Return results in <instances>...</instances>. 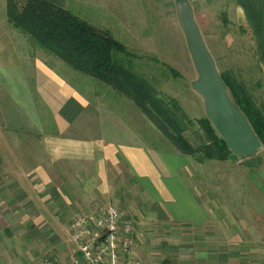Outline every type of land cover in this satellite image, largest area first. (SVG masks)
<instances>
[{
	"label": "rangeland",
	"instance_id": "1",
	"mask_svg": "<svg viewBox=\"0 0 264 264\" xmlns=\"http://www.w3.org/2000/svg\"><path fill=\"white\" fill-rule=\"evenodd\" d=\"M176 1L69 0L67 8L96 27L106 29L121 42L133 73L148 83L149 96L145 98L148 102L144 108H150L149 116L133 100L130 104L138 108H110L113 115L124 121L131 132H138L146 142L170 151L178 150L157 123L162 122L172 132L178 129L180 136L193 147L201 146L208 139L201 124V120L206 119L203 99L191 86L196 72L177 22ZM185 1L218 73L226 72L232 77L258 106L264 119L259 65L249 32L233 16L234 0ZM43 51L49 57L47 65L60 70L69 83L71 81L86 91L97 90L105 94V90H112L124 94L87 75L79 76L78 80L77 76L68 74L66 64H55L54 54ZM116 56L123 58L121 54ZM8 83L13 85L0 80L1 148L5 151L0 160V204L11 201L12 196L18 197L19 193L15 191L23 184L26 170H40L42 164L48 179L53 182L52 173L58 169L66 173L59 185L73 196L72 187L80 185L69 167L52 162L48 167L41 160L38 141L42 131L48 130L38 129L41 111L37 109L40 108L37 97H9L6 93ZM209 126L216 136L210 123ZM186 156L182 167L193 170V174L181 192L167 183L172 200L155 197L157 206L155 203L153 207L156 209L141 208L136 201L131 202L132 209L117 207L131 222L133 256L150 264H264V144L259 151L244 158L229 150L226 155L213 150L212 157L201 162ZM86 171L87 168L82 169L81 173ZM83 177L86 183H82L81 188L85 191L89 185L97 186L94 180L89 181V174H83ZM36 179L40 183L43 177ZM190 195L196 199L191 201ZM105 203L124 204L91 201L78 211L93 210ZM8 206V203L1 206L0 214L8 211ZM16 206L17 202L10 208ZM161 211L166 218L157 217ZM74 215L60 219L63 226L59 236L51 234L49 238L30 240V244H24L18 237L24 233L23 228L19 230L16 223L10 225L13 234L0 232V264H36L43 253L51 254L59 263L64 262L71 247L64 229L68 230ZM5 217L8 220L14 218ZM25 248H31V251L24 261Z\"/></svg>",
	"mask_w": 264,
	"mask_h": 264
},
{
	"label": "crops",
	"instance_id": "2",
	"mask_svg": "<svg viewBox=\"0 0 264 264\" xmlns=\"http://www.w3.org/2000/svg\"><path fill=\"white\" fill-rule=\"evenodd\" d=\"M47 1L68 8L69 0ZM233 16L249 32L264 91V0H234ZM48 58L31 37L8 21L6 0H0V80L13 83H8L6 88L9 97H37L40 106L37 109L41 111L38 129L48 130L42 131L38 141L41 160L48 167L50 162L68 166L80 185L72 187L71 196L59 185L66 177L62 169L52 173L54 182L48 179L43 164L40 170L30 172L27 169L23 184L15 191L19 193L18 201L15 200L17 196H12L11 201L0 204V208L9 205V210L0 214V232L13 234L10 225L16 223L19 230L24 229L19 239L30 244V240L49 238L51 234L59 236L63 226L60 219L80 213L78 210L86 202H122L124 204L115 206L132 209L131 202L136 201L148 210L156 209L153 207L157 206L155 197L173 199L167 183L181 192L193 174V170L182 167L186 154L146 142L113 115L110 108H138L130 104L132 99L116 91L105 90V94H101L69 83L60 70L47 65ZM56 59L53 61L56 65L65 64ZM68 69V74L77 76L78 80L83 75ZM2 154L5 155V151L1 148L0 133V160ZM86 168L88 173L83 174H89V181L97 184L89 185L87 191L81 188V184L86 183L81 170ZM92 172H96L95 176ZM39 177L43 179L37 183ZM190 198L191 201L196 199L193 195ZM15 201L17 206L10 208ZM157 214V217H167L163 211ZM6 215L14 218L8 220ZM24 251L22 259L25 261L31 248Z\"/></svg>",
	"mask_w": 264,
	"mask_h": 264
},
{
	"label": "trees",
	"instance_id": "3",
	"mask_svg": "<svg viewBox=\"0 0 264 264\" xmlns=\"http://www.w3.org/2000/svg\"><path fill=\"white\" fill-rule=\"evenodd\" d=\"M6 16L12 25L25 32L40 48L54 54L72 70L124 93L149 116L150 108H144L148 102L145 98L149 96L148 83L133 73L124 45L108 31L47 0H6ZM118 54L123 58L117 57ZM219 75L230 99L264 144V119L258 106L226 72ZM167 119L172 121L171 118ZM201 124L208 139L198 147L190 145L180 136L178 129L172 132L162 122L157 123V127L180 153L190 155L197 162L212 157L213 150L226 155L228 149L224 141L212 133L207 119L203 118Z\"/></svg>",
	"mask_w": 264,
	"mask_h": 264
},
{
	"label": "water",
	"instance_id": "4",
	"mask_svg": "<svg viewBox=\"0 0 264 264\" xmlns=\"http://www.w3.org/2000/svg\"><path fill=\"white\" fill-rule=\"evenodd\" d=\"M175 9L185 46L196 72L191 86L203 99L206 119L227 149L237 157L244 158L256 153L262 148V142L230 99L189 6L185 0H177Z\"/></svg>",
	"mask_w": 264,
	"mask_h": 264
},
{
	"label": "built area",
	"instance_id": "5",
	"mask_svg": "<svg viewBox=\"0 0 264 264\" xmlns=\"http://www.w3.org/2000/svg\"><path fill=\"white\" fill-rule=\"evenodd\" d=\"M122 212L105 203L74 215L68 226L71 247L64 262L43 253L36 264H150L133 256L131 222Z\"/></svg>",
	"mask_w": 264,
	"mask_h": 264
}]
</instances>
